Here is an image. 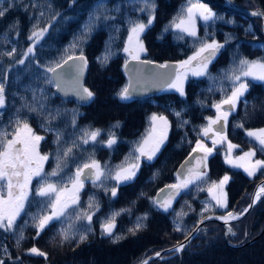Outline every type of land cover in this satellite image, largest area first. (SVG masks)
I'll use <instances>...</instances> for the list:
<instances>
[{"label": "trees", "instance_id": "1", "mask_svg": "<svg viewBox=\"0 0 264 264\" xmlns=\"http://www.w3.org/2000/svg\"><path fill=\"white\" fill-rule=\"evenodd\" d=\"M264 13V0H234ZM224 0H0V154L16 131L28 126L42 137L47 162L33 179L19 216L0 227V264H137L173 247L209 214L241 213L250 203L264 169L253 177L226 165L223 146L208 158L207 170L182 186L180 163L196 149L218 106L242 88L226 122V135L241 150L264 162V147L247 133L264 127V81L244 79L264 64L259 19L229 10ZM212 16L197 18L196 32L177 28L192 7ZM146 27L142 58L184 63L216 43L206 72L188 77L183 93L163 91L142 100L124 97L125 44L130 30ZM82 55L87 62L90 102L81 105L54 93L50 71ZM208 56H211L207 52ZM155 116L169 122L167 140L151 162H142L132 181L117 173L138 161L137 150ZM240 150V151H241ZM97 166L100 175L82 184L78 200L46 226L53 193L78 180L80 170ZM227 177V178H226ZM227 179L226 207L209 192ZM180 186L170 204L155 202L163 187ZM264 188V185H263ZM148 264H264V194L241 221L224 229L209 223L180 255Z\"/></svg>", "mask_w": 264, "mask_h": 264}, {"label": "rangeland", "instance_id": "2", "mask_svg": "<svg viewBox=\"0 0 264 264\" xmlns=\"http://www.w3.org/2000/svg\"><path fill=\"white\" fill-rule=\"evenodd\" d=\"M211 16L212 13L207 7H192L187 18L180 22L177 28L188 34H194L196 32L197 18L209 19ZM252 20H255V18ZM145 29V26L139 24L130 30L125 44L127 59L140 58L145 55L144 42L142 40ZM217 47L218 45L216 43H212L199 50L184 63H180L176 80L169 87V90L182 94L188 77L203 75L208 65L213 60L212 56H205V52ZM244 76V79L256 82L264 81V64L252 65L245 71ZM241 92L242 88L238 89L227 104L234 106ZM3 104L4 100L0 96V108ZM229 111L231 110L223 109L222 105L216 108L214 117L209 121L208 127L202 132V139L195 146L196 150L203 152L205 158H209L215 154V149L223 146L226 150L224 154L226 165L234 169H239L248 176L253 177L259 170L264 169V162H259L254 159V152L252 149L241 150L238 146L232 144L226 135V131L224 133L215 132L213 136L208 138L205 137L207 134L213 132L212 126L218 123L219 120H223L225 123L227 122L230 116ZM168 132L169 122L167 118L163 116L153 117L150 133L137 150L138 161L135 165L126 167L117 173L116 181L118 184L132 181L136 178L143 161L151 162L155 159L167 140ZM247 135L256 141L258 145L264 147V127L251 130ZM41 139L42 137L34 133L30 127L22 126L16 131L12 140L0 154V227H5L6 224L11 225L19 216L29 197L31 182L41 174L45 167L47 159L40 151ZM12 157L27 161L26 175L21 179L11 180L6 174L7 165L11 163H9V161H12ZM80 171L78 172L77 178H79ZM95 172L97 177H99L100 172L97 166L95 167ZM204 172L187 175L186 179L182 181V186L189 184L193 178L203 175ZM226 178L221 180L209 192L210 198L220 209H225L226 207ZM175 188L179 191L180 186L177 185ZM81 189L82 183L80 180L75 181L69 188L61 191H57L51 187L43 189L40 192L41 194L53 193L55 195L52 214L43 221V225L46 226L51 220L58 217L68 206L74 204L78 200ZM172 201L173 199L165 200L163 204L168 205Z\"/></svg>", "mask_w": 264, "mask_h": 264}, {"label": "water", "instance_id": "3", "mask_svg": "<svg viewBox=\"0 0 264 264\" xmlns=\"http://www.w3.org/2000/svg\"><path fill=\"white\" fill-rule=\"evenodd\" d=\"M224 5L233 12L240 13L250 19L262 21V35L264 37V13L245 9L239 6L234 0H224ZM127 78V86L124 96L133 100H142L158 95L169 87L176 79L179 72V64L175 62L155 63L145 59L131 58L123 67ZM50 78L54 85V93L62 100L77 102L86 105L90 102V93L86 90L87 62L84 56L77 55L63 61L50 71ZM223 109L232 110L231 104L222 105ZM214 132L224 133L226 126L223 120L212 126ZM213 133L205 137H211ZM206 169V159L203 152L193 150L176 169V176L180 181L185 180L191 173H201ZM95 179V168L87 166L82 169L79 180L90 182ZM264 180L260 181L251 196L248 206L239 214H209L203 217L190 234L173 247L158 251L137 264H148L152 261L166 260L182 254L196 239L201 229L206 224L217 223L224 229V237L228 242V235L231 225L245 218L258 204L259 198L264 194ZM177 189L173 186L161 188L155 195V202L160 204L169 196H174Z\"/></svg>", "mask_w": 264, "mask_h": 264}, {"label": "flooded vegetation", "instance_id": "4", "mask_svg": "<svg viewBox=\"0 0 264 264\" xmlns=\"http://www.w3.org/2000/svg\"><path fill=\"white\" fill-rule=\"evenodd\" d=\"M9 163L10 164L7 165L8 168L6 170L8 178H11V180L21 179L26 175L27 161H22L16 157H12V161H9ZM168 199L169 198H166L165 200Z\"/></svg>", "mask_w": 264, "mask_h": 264}]
</instances>
